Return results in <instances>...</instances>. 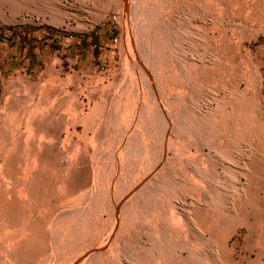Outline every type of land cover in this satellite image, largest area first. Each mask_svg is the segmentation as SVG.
<instances>
[{"label":"rangeland","instance_id":"obj_1","mask_svg":"<svg viewBox=\"0 0 264 264\" xmlns=\"http://www.w3.org/2000/svg\"><path fill=\"white\" fill-rule=\"evenodd\" d=\"M30 1L40 11L20 14L21 24L0 19V113L5 97L19 108L6 119L49 107L40 120L51 118L43 127L53 144L40 153L57 167L46 174L45 206H54L37 212L47 257L41 249L34 264H154L158 255L165 264H264V25L241 35L237 15L219 24L205 0ZM198 115L222 132L201 128ZM212 188L223 205L198 200ZM172 205L188 218L185 238Z\"/></svg>","mask_w":264,"mask_h":264},{"label":"bare ground","instance_id":"obj_2","mask_svg":"<svg viewBox=\"0 0 264 264\" xmlns=\"http://www.w3.org/2000/svg\"><path fill=\"white\" fill-rule=\"evenodd\" d=\"M185 1V0H184ZM187 1V0H186ZM191 2V0H189ZM30 0H0V19H1V24L2 25H7V24H21L22 23V20L20 19V14H22L23 12H33L36 10L37 11H40L38 8L34 7L31 3ZM142 2V1H141ZM194 2V1H193ZM146 3V2H145ZM144 3V4H145ZM187 2H185V5H186ZM142 4V3H141ZM184 4V3H183ZM193 4V3H191ZM194 4H197V2ZM200 4V2H199ZM202 4V3H201ZM204 4L207 5V6H210L211 7V12H209L211 15V19H213L215 22L219 23V24H222L224 21L226 22H229V18L233 20V16L234 15H237L240 19L239 23L236 22V26L239 27L240 29V34L243 35L245 34L246 32L248 31H253L255 33H258V30H254L253 28L255 26H262L264 25V0H205L204 1ZM171 5V4H170ZM203 5V4H202ZM195 6V5H194ZM175 7L177 8V6H175L174 4V9ZM197 7V6H196ZM203 7V6H202ZM187 8V7H185ZM190 8V7H189ZM194 8V7H193ZM200 7H198L199 9ZM144 9V8H143ZM168 10L170 8H167ZM167 10V11H168ZM184 10V9H183ZM189 10V9H187ZM197 10V9H196ZM206 10V9H205ZM177 11V10H176ZM190 11V10H189ZM188 11V12H189ZM192 11V10H191ZM194 11V10H193ZM192 11V12H193ZM42 12V11H41ZM173 12H175L173 10ZM166 13V12H165ZM170 13V12H169ZM177 13V12H176ZM204 13V12H203ZM202 13V14H203ZM172 14V12H171ZM170 14V15H171ZM175 14V13H174ZM178 14V13H177ZM200 14V13H199ZM144 15V14H143ZM182 15V14H180ZM179 14L177 16H180ZM207 15V14H206ZM164 16V15H163ZM183 16V15H182ZM205 16V15H203ZM53 22H55L56 25H62V24H65L66 25V28L69 29V26L68 24H66L65 22V17H63V15H53ZM152 17V16H151ZM150 17V18H151ZM144 17H142L143 19ZM149 18V19H150ZM153 18V17H152ZM168 18V17H167ZM210 18V17H209ZM209 18H207V21L209 20ZM162 19V17L160 18V20ZM166 18L163 17V21L165 20ZM172 19V18H170ZM175 19V18H174ZM184 19V18H183ZM238 19V20H239ZM31 21V18L30 19H26V21ZM145 20V19H144ZM147 20V19H146ZM151 20V19H150ZM153 20V19H152ZM167 20V19H166ZM213 20H210V21H213ZM173 21V20H172ZM200 21V20H199ZM149 22V20H148ZM179 22V21H178ZM225 22V23H226ZM208 23H210L208 21ZM141 24V23H140ZM150 24V23H149ZM154 24V23H153ZM153 26V25H152ZM212 26V25H211ZM217 26V25H215ZM219 26V25H218ZM158 26L156 25V28ZM214 27V26H213ZM212 27V28H213ZM212 28L209 29L210 31H212ZM219 29V27H216V29ZM151 29V28H150ZM149 30V29H148ZM214 30V29H213ZM156 31V30H155ZM189 31V30H188ZM209 31V32H210ZM216 31V30H215ZM219 31V30H218ZM260 31V30H259ZM264 32V30H261ZM147 32V31H146ZM208 32V31H207ZM211 33V32H210ZM214 33V32H212ZM221 33V32H220ZM218 32V34H220ZM254 33V34H255ZM260 33V32H259ZM216 34V32H215ZM224 34V32H223ZM216 35L217 37L219 36L221 39L223 37L222 40H224V37L225 35ZM239 34V35H240ZM211 35V34H210ZM209 35V36H210ZM258 35V34H257ZM148 36V35H147ZM150 36V35H149ZM155 36V35H154ZM214 36V35H213ZM215 36V37H216ZM256 36V34H255ZM233 37V36H232ZM241 37V36H240ZM239 37V38H240ZM197 38V37H196ZM226 38V37H225ZM236 38V37H235ZM249 38V36H248ZM220 39V43L222 42V40ZM219 39H216L215 41L218 42ZM225 41V40H224ZM223 41V42H224ZM237 40L235 39V44H240L238 41L236 42ZM216 42V43H217ZM228 42V41H227ZM225 43V42H224ZM218 44V43H217ZM219 45V44H218ZM150 47V46H149ZM128 48V47H127ZM221 49V48H220ZM223 51L225 52V50L223 49ZM228 60V63L227 65L229 66V68H233L234 65H236V62H234L233 60V56H229L227 58ZM242 64H245V62H243L242 60L240 61ZM201 63V62H200ZM226 63V62H225ZM196 65V64H195ZM199 65V64H197ZM246 65V64H245ZM200 66V65H199ZM199 66H195L196 68H198ZM141 67V66H140ZM186 67H189V66H186ZM194 67V68H195ZM201 67V66H200ZM199 67V68H200ZM223 67V66H222ZM235 68V67H234ZM248 68V67H247ZM196 72H198L197 69H195ZM223 71H225L224 69H222ZM127 71V70H126ZM201 71V70H200ZM202 72V71H201ZM226 72V71H225ZM215 73V71H214ZM221 73H224V72H221ZM217 75V74H216ZM221 75V74H218V76ZM22 76V75H20ZM20 76L17 77L16 79L14 80H11L9 81V84L10 86L11 85H16L17 83H20ZM212 76L214 77V74L212 73ZM16 77V76H15ZM211 77V76H210ZM217 78V76H215ZM212 78V77H211ZM210 79V78H209ZM135 80V79H134ZM201 78L200 76H197L195 75L194 77V81L195 83H200L201 82ZM22 81V80H21ZM204 81V80H203ZM226 82V81H225ZM206 83V82H205ZM203 83V84H205ZM22 84V83H21ZM8 85V84H7ZM18 85V84H17ZM16 85V86H17ZM186 85L185 83H182V94H184L183 92L186 90ZM206 85V84H205ZM196 86V85H195ZM194 86V87H195ZM202 86V85H200ZM186 87V88H185ZM215 87V86H214ZM45 89V88H44ZM44 89H41V90H44ZM246 90V89H245ZM236 91V90H235ZM234 92V91H232ZM189 93V92H188ZM41 94V93H40ZM46 95V94H45ZM121 95V94H120ZM190 95V94H189ZM191 95H194L191 93ZM40 96V95H39ZM129 97V95H127ZM46 97V96H45ZM191 99H193L192 96H190ZM196 97V96H194ZM187 98V97H186ZM128 99V98H127ZM133 99V98H132ZM184 99L185 97L182 96V101L184 103ZM189 100V99H188ZM52 101V99H51ZM127 101V100H126ZM3 110H1V112L3 113H0V114H3L4 115V118H1L0 119V264H34L35 262V259L37 257V261L38 259V256H42V251L41 249L43 250V248L45 249V247L43 246L45 242L42 241L41 237H40V228H39V224L40 222L39 221H36V215H39V213L37 214V212L42 208L41 206H45V205H48L49 203H51L49 201L50 198L47 199L46 197V192H45V187H50L51 185H48L46 183V174L48 172H50L52 170V168H55V167H52V164H51V167L50 165L48 164V162H46V158L43 157L40 153L41 152V148L43 149L44 147H46V145H50L51 143L53 144V138L54 136L51 135L50 133L47 132V130L43 127L44 123L47 124V116L49 115L47 113L48 111V108L47 106L43 104V106H38V105H34V107L32 108L29 107L28 110L26 111H23L22 110V114H21V117H19L18 119H11L13 117H11L10 119H6L5 116L9 113H11L12 111L14 112H17L18 111V106L17 108L18 109H15L14 107H10L9 103H8V97H5L4 101H3ZM188 102V101H187ZM47 103V102H46ZM49 103V102H48ZM52 103V102H51ZM134 103V102H133ZM50 104V103H49ZM188 104V103H186ZM42 105V104H41ZM124 105V104H123ZM14 106V105H13ZM50 106V105H49ZM129 106V104H128ZM188 106V105H187ZM26 107V105H25ZM125 108V106H124ZM182 111L184 110L185 111V107L183 106L182 107ZM15 109V110H14ZM22 109V108H21ZM52 110V108H51ZM126 110V109H125ZM124 110V111H125ZM132 111V110H131ZM183 111V112H184ZM187 111V110H186ZM19 112V111H18ZM182 112V113H183ZM189 112V111H188ZM45 113L47 114L46 117V121H44V123L40 120L42 115H45ZM187 113V112H186ZM14 114V113H13ZM12 114V115H13ZM185 114V113H184ZM188 114V113H187ZM190 114V113H189ZM79 115V114H78ZM127 115V114H126ZM138 115V113H137ZM186 115V114H185ZM8 116V115H7ZM6 116V117H7ZM82 116V115H81ZM184 116V115H183ZM182 116V117H183ZM190 116V115H189ZM197 116V115H196ZM15 117H17V115H15ZM50 117V116H49ZM198 117H200V115H198ZM44 118V117H43ZM187 118V117H186ZM185 118V119H186ZM196 120L199 118L195 117ZM201 121L199 122L202 123L203 121V118L200 117ZM51 119V118H50ZM50 119L48 121H50ZM129 119V118H127ZM184 119V118H183ZM188 119V118H187ZM76 120V119H75ZM189 120V119H188ZM194 120V121H196ZM208 120V119H207ZM74 121V120H73ZM129 121V120H128ZM131 121V120H130ZM190 121V120H189ZM204 121H206L204 119ZM203 121V122H204ZM223 123L225 124V120H223ZM225 121V122H224ZM51 122V121H50ZM209 122L208 123H203L204 125L206 124V126L209 128V126H214V125H209ZM213 123L215 122L214 119L212 121ZM49 123V122H48ZM127 123V122H126ZM197 122H195L196 124ZM216 123V122H215ZM66 124V123H65ZM73 125H75L74 123H72ZM193 124V123H191ZM198 123L196 124V127L197 125H199ZM203 124H200V127L201 125ZM209 126H208V125ZM229 122H227V130L229 128L230 125H228ZM130 125V124H129ZM188 125V124H187ZM45 126V125H44ZM65 126V125H64ZM70 126V125H69ZM184 128H186L185 125H183ZM216 126L218 125H215V127H210L211 130L212 128L215 129ZM223 126V124H222ZM21 127H23L24 130L21 129ZM66 127V126H65ZM199 127V126H198ZM199 127V128H200ZM219 127V128H218ZM216 130H219L221 126H218ZM95 128V127H94ZM191 128V126H190ZM204 129V127H201ZM201 128L199 130H201ZM207 128V130H208ZM209 128V130H210ZM222 128V127H221ZM225 128V127H224ZM232 128V127H231ZM238 128V127H237ZM68 129V128H67ZM198 129V128H196ZM202 129V130H203ZM223 129V128H222ZM221 129V130H222ZM225 129V130H226ZM239 129V128H238ZM99 130V128H98ZM192 130V129H191ZM198 130V131H199ZM201 130V132H202ZM210 130V131H211ZM219 130V131H221ZM224 130V132H225ZM232 130V129H231ZM240 130V129H239ZM194 131V130H193ZM215 131V130H214ZM218 131V133H219ZM233 131V130H232ZM68 132V131H67ZM95 132V131H94ZM209 132V131H208ZM207 132V133H208ZM213 132V130H212ZM211 132V133H212ZM222 132V131H221ZM220 132V133H221ZM228 132V131H227ZM234 132V131H233ZM214 133V132H213ZM216 133V134H218ZM230 133V131L228 132V134ZM196 134V133H195ZM200 134V133H199ZM225 134V133H223ZM222 134V135H223ZM227 134V133H226ZM223 135V136H226V137H230L227 135ZM97 132H96V136H97ZM173 135V134H172ZM193 135V134H192ZM203 135V134H202ZM215 135V133H214ZM214 135H210L211 137V140H213L212 136ZM231 135V134H230ZM94 136V135H93ZM95 136V137H96ZM204 136V135H203ZM208 136V134H207ZM216 136V135H215ZM217 136H220L221 137V134L217 135ZM232 136V135H231ZM59 138V136H56V138ZM92 137V136H90ZM194 137V136H193ZM234 138V137H233ZM61 139V138H60ZM63 139V137H62ZM61 139V140H62ZM90 139V138H89ZM202 139V138H201ZM210 139V138H209ZM217 139V138H216ZM225 141L227 140L226 138H222V140ZM57 140V139H55ZM93 140V139H92ZM221 140V139H220ZM219 141V138H218V141L219 143H225V141ZM229 140H233V139H229ZM236 140V139H235ZM173 141V140H172ZM210 141V140H209ZM214 141V140H213ZM56 142V141H55ZM227 143L229 141H226ZM236 142V141H235ZM238 142V141H237ZM174 143V142H173ZM199 143V142H198ZM220 143V144H221ZM223 143V144H224ZM227 143H226V146H227ZM231 142H229L230 144ZM175 144V143H174ZM221 144V145H223ZM228 144V145H229ZM234 144V143H233ZM238 144V143H236ZM69 145V144H68ZM73 145V144H72ZM208 145V144H207ZM52 146V145H51ZM63 146V145H62ZM211 145L209 144V147ZM225 146V145H224ZM69 147V146H68ZM71 147V146H70ZM79 147V146H77ZM81 147V146H80ZM214 147V146H213ZM222 147V146H221ZM81 149V148H80ZM219 149V148H218ZM224 149V148H223ZM50 150V149H49ZM62 150V149H61ZM72 150V149H71ZM222 150V149H221ZM220 150V151H221ZM228 150V146H227V149ZM230 150V149H229ZM228 150V151H229ZM26 151V152H24ZM58 151V150H57ZM55 151V152H57ZM65 151V150H63ZM20 152H24L25 157L26 159H29V162H27L28 160H22L20 159L21 156H19L20 158H18V154L20 155ZM49 152V151H48ZM59 152V151H58ZM70 152V151H69ZM73 152V151H72ZM215 152V151H214ZM230 152V151H229ZM228 152V153H229ZM60 153V152H59ZM225 153V152H224ZM45 154V153H44ZM62 154V153H61ZM70 155H68L69 157ZM212 156V154H211ZM24 157V156H23ZM28 157V158H27ZM54 157V156H53ZM57 158V157H56ZM175 158V157H174ZM187 158V157H186ZM61 159V158H60ZM210 159V158H209ZM22 160V162H21ZM50 160V159H49ZM73 160V159H72ZM77 160V159H76ZM24 161V162H23ZM57 161V160H56ZM66 161V160H64ZM68 161V160H67ZM208 161V159H207ZM215 161V160H214ZM54 162V161H53ZM205 162V161H203ZM202 162V163H203ZM78 163V162H77ZM70 164V163H69ZM68 164V165H69ZM186 164V163H185ZM208 164V163H207ZM71 165V164H70ZM64 167V166H63ZM73 167V166H72ZM196 167V166H195ZM194 167V168H195ZM198 167V166H197ZM196 167V169L198 170V168ZM201 167V165H200ZM57 168V167H56ZM55 168V169H56ZM71 168V167H70ZM75 168V167H74ZM193 168V169H194ZM202 168V167H201ZM204 168V167H203ZM161 169V168H160ZM201 170V169H200ZM200 170L199 171V177L200 176ZM63 171V170H62ZM73 171V170H72ZM196 171V170H195ZM194 171V172H195ZM202 171V170H201ZM53 172V170H52ZM54 172H57L54 171ZM53 172V173H54ZM205 172V171H204ZM51 173V172H50ZM68 173V172H66ZM197 173V172H196ZM202 173V172H201ZM73 174V173H72ZM206 174V173H205ZM49 175V173H48ZM47 175V176H48ZM60 175V174H59ZM70 175V174H69ZM157 175V174H156ZM198 175V174H197ZM55 176V175H52V177ZM58 176V175H57ZM56 176V178H57ZM71 176V175H70ZM195 176V175H193ZM204 176V175H203ZM202 176V177H203ZM201 177V178H202ZM50 178V177H49ZM63 177H61L62 179ZM72 178V177H71ZM70 178V179H71ZM206 177L204 176V179ZM209 177H207L208 179ZM60 179V176L58 177V180ZM74 179V178H73ZM200 180V178H197V180ZM203 179V178H202ZM206 179V180H207ZM49 180H52V179H49ZM195 180V179H194ZM198 180V181H199ZM205 180V182H206ZM209 180V179H208ZM66 181V180H65ZM201 181L204 182V180H200L199 183H201ZM50 182V181H48ZM201 183V184H206V183ZM212 182V181H210ZM62 180L59 181V183L57 184V187H59L60 185H62ZM65 183V182H64ZM74 183V182H73ZM196 183V182H195ZM209 183V182H208ZM207 183V184H208ZM50 184V183H49ZM76 184V183H74ZM83 183H81L82 185ZM197 184V183H196ZM214 184V183H212ZM54 185V183L52 184ZM72 185V184H71ZM84 185V184H83ZM200 185V184H199ZM76 186V185H75ZM85 186V185H84ZM207 186V185H206ZM205 186V187H206ZM215 186V184L213 185V187ZM52 187V186H51ZM50 187V188H51ZM73 187V186H72ZM79 187V186H77ZM80 188V187H79ZM147 188V187H146ZM68 189V188H67ZM73 189H76V187L72 188ZM82 189V188H81ZM215 188H212V190H214ZM49 190V189H48ZM69 193H72L74 192L75 190H70L68 189ZM80 190V189H79ZM78 190V191H79ZM168 190V189H167ZM203 191L201 192H204V194H202L201 198H199V195H198V200H200V202H205L206 201L208 202H211L212 200V203H220L222 204L223 200H222V197L220 198V196H217L216 194L214 193H217L212 190H210L209 192L204 190V189H201ZM54 191V190H53ZM66 191V190H65ZM71 191V192H70ZM76 191V192H78ZM80 192V191H79ZM152 192V191H151ZM49 193V191H48ZM146 193V192H145ZM67 194V193H65ZM64 194V196H65ZM197 194V193H196ZM71 195V194H70ZM160 196V194H159ZM164 196V195H163ZM57 197V195H56ZM67 198L69 196H66ZM156 196H154L155 198ZM218 197L220 198V200L218 199ZM60 198V197H59ZM62 200L65 199L64 197L61 198ZM157 199V198H156ZM159 199V198H158ZM157 199V200H158ZM54 200V199H53ZM197 200V199H196ZM202 200V201H201ZM55 201V200H54ZM60 201L57 200V202ZM64 201V200H63ZM62 201V202H63ZM220 201V202H219ZM49 202V203H47ZM56 202V203H57ZM61 202V201H60ZM226 202V201H225ZM47 203V204H46ZM159 203V202H158ZM211 203V204H212ZM213 203V204H214ZM224 203V202H223ZM212 204V205H213ZM216 204V205H217ZM219 204V205H221ZM50 205V204H49ZM48 205V206H49ZM223 205V204H222ZM221 205V206H222ZM54 206V205H52ZM52 206H50L49 208L46 207L45 209H47L48 211H51L53 208H51ZM56 206V204H55ZM173 206V205H172ZM208 206V203L207 205ZM215 206V205H213ZM220 206V207H221ZM41 207V208H40ZM156 207V206H155ZM219 207V206H217ZM226 207V206H225ZM51 208V209H50ZM71 208V207H70ZM170 208V207H169ZM177 208V207H176ZM204 208V207H203ZM214 208V207H213ZM224 208V206H223ZM44 209V208H43ZM227 209V208H226ZM56 210V209H55ZM174 211L172 212L173 213V218L174 220L176 221V223L178 222L179 224L182 225V233L180 232V234L185 238V235L189 232V226H187V223L185 220L187 219H184V216L182 215H179L178 213H181V212H178L174 210V206L171 208V211ZM208 210V209H207ZM212 210V209H210ZM214 210V209H213ZM220 210V209H219ZM222 210V209H221ZM43 211V210H42ZM54 211V210H53ZM154 211V210H153ZM169 211V212H171ZM202 211V210H201ZM40 212V211H39ZM165 212V211H163ZM200 212V211H199ZM207 212V211H206ZM209 212V211H208ZM213 212V211H212ZM212 212L210 214H212ZM216 212V211H215ZM171 213V214H172ZM185 213V211H184ZM228 213V212H227ZM156 215V213H154ZM182 214V213H181ZM101 215V214H100ZM162 215V214H161ZM213 215V214H212ZM171 216V217H172ZM39 217V216H38ZM38 217H37V220H38ZM143 217V216H142ZM186 217V216H185ZM182 218V219H181ZM209 218V217H208ZM172 219V218H171ZM210 219V218H209ZM172 221V220H171ZM189 221V220H188ZM211 221V220H210ZM39 222V223H38ZM160 223V222H159ZM177 223V224H178ZM208 224V223H206ZM162 227H163V222L161 223ZM160 225V227H161ZM159 226V224H158ZM165 226V224H164ZM179 226V225H178ZM193 226V225H192ZM191 226V227H192ZM208 226V225H207ZM206 226V227H207ZM211 226V225H210ZM205 227V226H204ZM209 228V227H208ZM159 229V228H158ZM162 229V228H161ZM160 229V230H161ZM165 228H163L162 230H164ZM170 229V228H169ZM159 230V231H160ZM168 230V229H167ZM166 229L164 230L165 232L167 231ZM171 230V229H170ZM209 230V229H208ZM164 231H160V233L163 232V234L166 236L168 234L164 233ZM5 235H4V234ZM3 234V235H2ZM162 234V235H163ZM2 235V236H1ZM179 235V234H178ZM42 236V235H41ZM188 237V236H187ZM165 240V239H164ZM43 242V244H42ZM87 242V240H86ZM123 242V241H122ZM42 245H41V244ZM179 243V242H178ZM184 243V242H183ZM180 244V243H179ZM40 245V247H39ZM46 246V245H45ZM154 246V245H153ZM157 246H160L157 244ZM156 246V248H157ZM47 247V246H46ZM185 246L180 247L182 248V250L184 249ZM187 247V246H186ZM48 248V247H47ZM161 248V247H160ZM47 249H45L43 252V256L47 257V255H45V253L47 254L46 252ZM146 250V249H145ZM180 250V249H179ZM190 250V249H189ZM259 250V249H258ZM41 251V252H40ZM50 252V249L48 250ZM151 251V250H149ZM185 251V249H184ZM52 252V250H51ZM98 252V251H97ZM165 252V251H164ZM187 252V251H185ZM39 253V254H38ZM38 254V256H37ZM50 254V253H48ZM159 254V253H158ZM206 254V253H205ZM89 254H87L88 256ZM151 255H152V252H151ZM154 255V254H153ZM180 255V254H178ZM190 255V254H189ZM49 256V255H48ZM94 256V255H93ZM156 256V255H155ZM181 256V255H180ZM179 256V257H180ZM192 256V255H190ZM190 256L188 258H190ZM162 257V256H160ZM158 255V258L157 260L154 262V264H165L163 262V260H161ZM193 257V256H192ZM84 258V256H83ZM165 258V257H164ZM167 259V258H166ZM165 259V261H166ZM184 259V258H183ZM192 259V258H191ZM249 259V258H248ZM258 260V259H257ZM260 260V259H259ZM170 261V260H167V262ZM255 260H253L254 262ZM124 262V261H123ZM262 262V261H261ZM260 262V263H261ZM171 263V261H170ZM174 263V262H173ZM258 263V264H260ZM177 264V263H175Z\"/></svg>","mask_w":264,"mask_h":264},{"label":"built area","instance_id":"obj_3","mask_svg":"<svg viewBox=\"0 0 264 264\" xmlns=\"http://www.w3.org/2000/svg\"><path fill=\"white\" fill-rule=\"evenodd\" d=\"M114 27H115V26H114ZM113 40H114V41H116V39H115V38H114Z\"/></svg>","mask_w":264,"mask_h":264}]
</instances>
